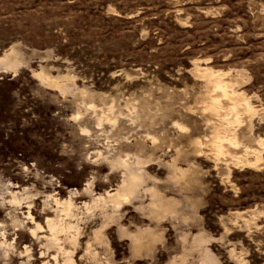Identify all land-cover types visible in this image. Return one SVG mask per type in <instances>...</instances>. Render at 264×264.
Returning a JSON list of instances; mask_svg holds the SVG:
<instances>
[{
	"label": "rangeland",
	"instance_id": "obj_1",
	"mask_svg": "<svg viewBox=\"0 0 264 264\" xmlns=\"http://www.w3.org/2000/svg\"><path fill=\"white\" fill-rule=\"evenodd\" d=\"M0 264H264V0H0Z\"/></svg>",
	"mask_w": 264,
	"mask_h": 264
},
{
	"label": "bare ground",
	"instance_id": "obj_2",
	"mask_svg": "<svg viewBox=\"0 0 264 264\" xmlns=\"http://www.w3.org/2000/svg\"><path fill=\"white\" fill-rule=\"evenodd\" d=\"M125 162L121 161V162H119V164L123 165L124 168L125 167L128 168V166L125 164ZM120 167H122V166H120ZM125 171H127L126 177H124L121 184L115 189V191L112 193L106 192V198L97 197L96 199H94L92 201V205H94V206H99V205L106 206V204L108 202L115 204V205H118L122 200L127 201V199L132 198L131 196H133L138 191L142 178L140 177V175H138L136 172H134V170H131V169L127 170L126 169ZM55 202L57 204V208L60 207L59 212L61 214H64L69 219L75 217V215H76L75 212H76L77 208L71 200L64 201V202H59V201H55ZM84 206L86 209L90 208V206L87 203L84 204ZM48 228L51 231V233H54L53 231H55V221L48 222ZM72 228H73V225L69 222L66 224V226L63 227V230H70ZM57 229H59V228H57ZM54 238H55V236H54ZM49 242H50V240H49ZM51 244H53V242ZM67 262H70V260L68 259Z\"/></svg>",
	"mask_w": 264,
	"mask_h": 264
}]
</instances>
